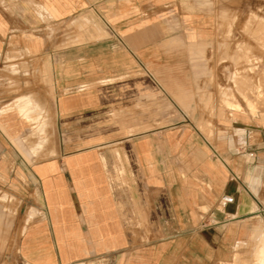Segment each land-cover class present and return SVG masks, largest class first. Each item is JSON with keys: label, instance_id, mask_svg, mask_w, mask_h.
Here are the masks:
<instances>
[{"label": "crops", "instance_id": "0c3cea01", "mask_svg": "<svg viewBox=\"0 0 264 264\" xmlns=\"http://www.w3.org/2000/svg\"><path fill=\"white\" fill-rule=\"evenodd\" d=\"M237 6L249 13L252 1L0 0V55L14 44L37 60L0 72L47 65L51 78L46 99L39 80L29 92L16 76L13 92L0 73V264L258 263L264 112L218 107L203 130L130 131L140 120L209 118L189 114L193 88L219 55V15ZM160 88L187 95L188 111L167 97L175 110L156 111ZM44 102L67 138L29 163L20 140Z\"/></svg>", "mask_w": 264, "mask_h": 264}, {"label": "rangeland", "instance_id": "374dc122", "mask_svg": "<svg viewBox=\"0 0 264 264\" xmlns=\"http://www.w3.org/2000/svg\"><path fill=\"white\" fill-rule=\"evenodd\" d=\"M251 1L252 7L249 13L237 6L235 12L230 16L221 12L218 17L219 21L216 26L219 35L210 46H214L219 51V55L213 56L210 54L208 60L205 61L207 66L209 65V70L204 74L203 86H195L193 88V96H195L196 103L191 109L192 113H189L193 114L196 109H199L200 111L208 112L209 118H183L177 115L175 118L168 119L140 120V126L132 127L130 129L131 133H138L155 126L173 125L176 123H190L203 130V125L211 127L212 114L218 107L220 109L231 108L238 113L250 114L253 117L259 116L260 113L264 112V14L261 12L258 1ZM254 4H257V6H254ZM84 25V23L80 22L74 23L71 25V30L79 33L83 31ZM94 26L93 24V28H96ZM44 31L51 34V27H45ZM60 31L62 33L69 31L68 24L61 26ZM65 41L68 43V40ZM15 47L14 44H11V47H9L11 50H6L5 53L3 52L0 55V63L15 64L37 61L35 58H31L25 50L22 51ZM212 63H215L214 70ZM10 68V70H4L0 73L9 81L8 85L12 86L11 90L13 92L20 90L18 89L19 87L14 86L15 82L13 79L17 76L26 80L24 85L29 92L36 85V81L39 80V84L44 87L45 98H50L51 78L47 65H44V69L40 72H36L34 69L17 70L15 67ZM160 89V91L157 90L154 108L156 111L167 107L175 110L174 105L170 104L167 98H171L182 111H188L183 104V101L188 98L187 95L169 93L166 98L163 91L164 88ZM29 98L35 97L30 96ZM51 106L52 103L50 102L40 104L42 110H36L33 113L34 119L27 121L28 133L23 135L20 141L27 147V160L29 163L51 157L56 153L58 145L66 141L67 136L53 133L54 129L52 127L55 119L52 117ZM112 121L115 123L127 122V120L123 119H114ZM129 121L132 123V120ZM147 122L150 124H147ZM17 141L19 142V140ZM17 141L13 140V142ZM258 248L257 264H264V234ZM253 260L252 262L244 263L243 259H236L235 263L254 264Z\"/></svg>", "mask_w": 264, "mask_h": 264}, {"label": "built area", "instance_id": "2783aa9c", "mask_svg": "<svg viewBox=\"0 0 264 264\" xmlns=\"http://www.w3.org/2000/svg\"><path fill=\"white\" fill-rule=\"evenodd\" d=\"M249 156H250V157H253V153L250 152V153H249Z\"/></svg>", "mask_w": 264, "mask_h": 264}]
</instances>
